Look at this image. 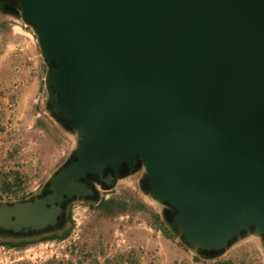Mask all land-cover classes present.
<instances>
[{
	"label": "water",
	"instance_id": "water-1",
	"mask_svg": "<svg viewBox=\"0 0 264 264\" xmlns=\"http://www.w3.org/2000/svg\"><path fill=\"white\" fill-rule=\"evenodd\" d=\"M35 36L50 116L76 136L0 234L55 228L68 203L143 170L175 236L213 256L264 244V0H0Z\"/></svg>",
	"mask_w": 264,
	"mask_h": 264
},
{
	"label": "rangeland",
	"instance_id": "rangeland-1",
	"mask_svg": "<svg viewBox=\"0 0 264 264\" xmlns=\"http://www.w3.org/2000/svg\"><path fill=\"white\" fill-rule=\"evenodd\" d=\"M45 69L31 28L0 11V202L40 194L75 148V134L48 112ZM142 173L120 178L109 189L96 186L93 198L68 203L55 227L58 233L70 228L64 239L23 248L0 245V264H41L53 257L82 264H264V244L252 234L221 254L193 253L166 222L163 206L140 189ZM15 174L21 185L5 190L3 177L12 180ZM101 199L112 203L98 207ZM0 240L8 237L0 234Z\"/></svg>",
	"mask_w": 264,
	"mask_h": 264
},
{
	"label": "trees",
	"instance_id": "trees-1",
	"mask_svg": "<svg viewBox=\"0 0 264 264\" xmlns=\"http://www.w3.org/2000/svg\"><path fill=\"white\" fill-rule=\"evenodd\" d=\"M3 187L5 190H12L14 188H17L21 185V180L18 174H15L13 176L12 180H9L7 176L3 177ZM112 203V200H102L97 205L98 207H102L103 205H109ZM66 218L70 219L69 212L66 215ZM58 228H52L45 232H42L40 236H37L35 239L29 238V237H21V236H13L11 234H4L6 237H8V240H0V245H4L6 247H14V248H23L31 243L38 242V241H46V240H62L64 239L70 232V228H66L63 232L58 233ZM41 264H82V261H73L72 259H63V258H51L48 259Z\"/></svg>",
	"mask_w": 264,
	"mask_h": 264
},
{
	"label": "crops",
	"instance_id": "crops-1",
	"mask_svg": "<svg viewBox=\"0 0 264 264\" xmlns=\"http://www.w3.org/2000/svg\"><path fill=\"white\" fill-rule=\"evenodd\" d=\"M0 100H4V98L3 97H0Z\"/></svg>",
	"mask_w": 264,
	"mask_h": 264
}]
</instances>
